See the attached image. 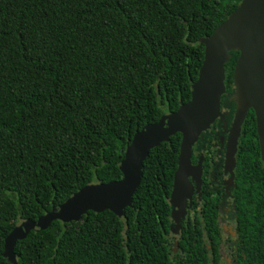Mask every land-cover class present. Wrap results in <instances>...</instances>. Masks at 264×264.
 <instances>
[{"label":"trees","instance_id":"obj_1","mask_svg":"<svg viewBox=\"0 0 264 264\" xmlns=\"http://www.w3.org/2000/svg\"><path fill=\"white\" fill-rule=\"evenodd\" d=\"M240 1L0 0V264H10L4 238L18 222L36 219L85 184L122 176L119 164L135 132L190 99L202 39ZM229 55L221 114L192 146L191 161L201 159L204 176L212 173L208 157L220 159L214 169L223 165L236 111L238 51ZM180 142L177 132L149 150L122 216L88 210L78 221L31 230L15 243L17 263L225 264L227 254L232 264H264V166L253 109L235 151V235L225 240L227 253L218 225L227 206L219 210L209 197L202 219L182 222L173 235Z\"/></svg>","mask_w":264,"mask_h":264},{"label":"water","instance_id":"obj_2","mask_svg":"<svg viewBox=\"0 0 264 264\" xmlns=\"http://www.w3.org/2000/svg\"><path fill=\"white\" fill-rule=\"evenodd\" d=\"M204 57L197 79L191 84L190 99L175 111L163 114L156 122L137 130L127 145L119 169L122 176L107 182L88 183L67 199L36 219L18 222L4 238L3 256L18 264L14 252L17 240L31 230L46 229L54 220L78 221L88 210H110L123 215L130 206L149 150L177 132L181 134L177 168L174 172L170 202L181 207V200L191 191L188 176L199 178L200 164H191L192 146L202 131L220 116V97L225 91L224 64L229 51H238L233 70L235 115L228 133L226 158L232 160L241 125L253 109L264 166V0H241L238 7L211 33L202 39ZM200 162V161H199Z\"/></svg>","mask_w":264,"mask_h":264},{"label":"flooded vegetation","instance_id":"obj_3","mask_svg":"<svg viewBox=\"0 0 264 264\" xmlns=\"http://www.w3.org/2000/svg\"><path fill=\"white\" fill-rule=\"evenodd\" d=\"M213 148L214 149L218 148V145L215 142L213 143ZM225 151H226V148H225ZM223 156H224L223 165L222 167H220V165H217V169H214L212 164L214 161H220V159L216 156H213L212 158L208 157L207 159L208 171L212 172L209 174V176L207 175L204 176V168L202 166L201 159L200 160L198 159L196 162L191 161L192 165H197L198 163L200 164L201 172H200L199 178L196 179L193 175L188 176V181L191 183V191H190L189 196L185 198V204H184L185 213L183 215L184 217H181V219H179L178 222H175L172 216L173 214L171 213V219L173 222V226H172L173 235L177 237L178 234L181 232L180 224L182 222L190 221V223L194 224L197 218L199 220L202 219L200 217V214L202 213L203 205L205 204V202L207 203V199H206L207 197H209V199H214L213 203L211 204H217L216 207L218 209V206H219L220 207L219 210H222L223 208H225L224 204H226L227 212L224 216V219H222L223 215L222 213H220L218 217V223H219L218 225H219L220 235L222 237V241L220 244L223 247L225 246V251L227 253L230 249H228V247L226 246L225 240L228 238V236L235 235L234 223H233L232 217H230L231 195L229 192V187L232 185L233 172L235 168V164H234L235 154H234V158L231 161L226 158L225 152ZM209 164L211 165V167L209 166ZM213 175H214V178L212 180ZM219 181H221L224 184L222 188L220 185L218 184L216 185V183H218ZM171 209L173 212V205ZM202 238L207 244V248L210 250L211 247L208 244L207 237L204 235L202 236ZM174 250L176 251L178 249H174ZM222 259L225 261V264H232V261L227 256V254H224L222 256Z\"/></svg>","mask_w":264,"mask_h":264},{"label":"rangeland","instance_id":"obj_4","mask_svg":"<svg viewBox=\"0 0 264 264\" xmlns=\"http://www.w3.org/2000/svg\"><path fill=\"white\" fill-rule=\"evenodd\" d=\"M185 198L186 197H183L181 200H179V202H181L182 204L181 207L176 205L173 206L172 216L175 222H178L181 217H184L183 215L185 213Z\"/></svg>","mask_w":264,"mask_h":264}]
</instances>
